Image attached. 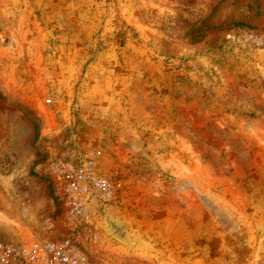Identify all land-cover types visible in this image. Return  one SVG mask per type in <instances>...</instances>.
<instances>
[{"label": "rangeland", "instance_id": "374dc122", "mask_svg": "<svg viewBox=\"0 0 264 264\" xmlns=\"http://www.w3.org/2000/svg\"><path fill=\"white\" fill-rule=\"evenodd\" d=\"M87 160L98 264H264V0H0V240Z\"/></svg>", "mask_w": 264, "mask_h": 264}, {"label": "built area", "instance_id": "2783aa9c", "mask_svg": "<svg viewBox=\"0 0 264 264\" xmlns=\"http://www.w3.org/2000/svg\"><path fill=\"white\" fill-rule=\"evenodd\" d=\"M54 170L64 184L67 233L57 227L53 218L39 223L17 222L15 238L0 240V264H98L91 259L76 231L78 221L87 214L90 193L102 200L112 195L109 179L97 172L94 160L79 167L61 162Z\"/></svg>", "mask_w": 264, "mask_h": 264}]
</instances>
